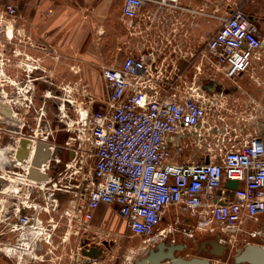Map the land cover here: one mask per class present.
<instances>
[{"label":"built area","instance_id":"2783aa9c","mask_svg":"<svg viewBox=\"0 0 264 264\" xmlns=\"http://www.w3.org/2000/svg\"><path fill=\"white\" fill-rule=\"evenodd\" d=\"M155 3L173 11L185 8L178 0H123L126 27L138 39L120 64L103 65L106 100L89 94L90 105L75 119L67 115L64 128L72 135L61 146L72 156L65 162L48 127H36L20 115L18 102L28 91L24 80L32 82L29 71L38 64L37 59L33 66L18 62L26 74L22 79L7 75L11 58L21 54L15 47L8 53L7 47L14 37L21 42L22 33L14 27L16 4L7 3L0 12V214L6 216L0 220L5 221V238H18L10 252L32 254L38 239L54 238L55 217L44 214L60 208L57 191L79 199L80 222L89 223L101 204L115 205L128 231L152 242L175 231L186 236L220 233L230 243L239 236H264L248 229L249 222L264 227V135L244 138L243 127L218 132L222 102L196 79L188 81L173 57H200L234 78L261 57L264 36L252 15L236 6L224 15L210 14L220 25L198 50H182L178 41L168 54L167 44L179 39L181 18L172 16L171 31L162 42L137 26L144 6ZM146 14L151 21L152 13ZM6 84L14 85L15 97L5 91ZM22 138L30 140L26 157L19 156ZM38 141L51 150L39 166L48 180L29 177ZM63 162L56 177L49 172ZM229 180L239 181L235 189L227 186ZM23 193L28 200L33 195L30 202ZM167 216L168 226H160Z\"/></svg>","mask_w":264,"mask_h":264},{"label":"crops","instance_id":"0c3cea01","mask_svg":"<svg viewBox=\"0 0 264 264\" xmlns=\"http://www.w3.org/2000/svg\"><path fill=\"white\" fill-rule=\"evenodd\" d=\"M178 2L185 8L173 11L162 3L146 4L142 14L136 19L137 26L142 30L147 29V34L158 36V40L160 38L159 41L162 42L163 37L171 31L172 16L176 15L183 20L182 25L178 27V41L182 50L196 51L201 46L200 41L208 39L214 32L211 31L212 27L220 25V21L210 14L224 15L236 6L245 8L247 0H178ZM15 3L19 15L14 27L22 33V41L16 39V51H21L17 59L23 66H33L37 59V70L29 71L35 89L37 86L36 93L39 92L41 96H47L49 92L66 95L68 83H83L84 88L76 89L79 95L82 92L85 95L90 93L95 99L103 100L100 98L106 91L104 96L106 100L108 90L103 65L120 64L132 42L138 39L130 35L126 27L122 13L123 0H15ZM255 6L256 18L261 21H258L261 27L257 25L264 36V0H255ZM192 10L204 12L193 13ZM146 13H152L151 21L147 18L149 14ZM260 51L261 57L254 61L252 68L234 78L227 77L207 60L200 58L197 61L198 57L193 60L179 54L174 58L185 73L182 63L193 65L195 77L202 74V69L204 72L210 71L211 79L202 85L220 99L222 112H228L231 108L237 110L239 107L248 106L247 98L250 93H255L256 97L261 96V91L256 93L251 81L255 78L256 83L264 82V47ZM8 71L6 70L7 75ZM25 76V72H22V77ZM56 78L61 84L56 82ZM245 80H250V84ZM51 81L54 84H51ZM5 91L10 93L7 86ZM217 131L223 132L224 127L219 126ZM257 135L261 136L264 133ZM58 154L61 155V152ZM116 209L115 205L101 204L94 211L93 219L89 223L70 222L68 236L54 237L49 242L38 239L32 254L10 252L8 248L13 242L18 241V238H0V264H81L79 256H82V249L92 246L103 248L104 252L103 256L92 259L93 262L126 264L123 261L125 252L116 248L125 249L127 244L131 243V235L122 233L125 221L121 220L118 224ZM170 219L171 217L167 216L161 226H168ZM112 231L119 233L120 238L105 236ZM103 234L104 237H100ZM173 238L175 237L171 239ZM160 239L162 238L159 237L156 242ZM147 243H149L147 247L153 244L150 240H147ZM206 257L211 258L210 255ZM137 258L131 262L129 260L127 264H136Z\"/></svg>","mask_w":264,"mask_h":264},{"label":"rangeland","instance_id":"374dc122","mask_svg":"<svg viewBox=\"0 0 264 264\" xmlns=\"http://www.w3.org/2000/svg\"><path fill=\"white\" fill-rule=\"evenodd\" d=\"M7 3L16 4L15 0H12V1L11 0H0V12L4 9V6ZM245 10L250 15H252V17L255 19L259 27H261V25L258 23L259 20H257L256 18L257 10L255 6V0H247V3H245ZM217 27L216 26L212 27L211 31L212 30L215 31ZM206 39L205 40L202 39L200 41V44L204 45ZM15 41H16V37L12 39V43H15ZM176 44H178V39L175 37L172 39L171 42L167 44L166 50L168 54L172 51V48L176 46ZM173 54L175 53L173 52ZM199 60H200V57H198L197 61ZM182 66L185 67V71L187 75L186 79L188 81L196 78L198 83L207 84V82L211 79L210 71L208 72L207 70H205L204 72V69H202V74L195 77L193 65L191 66L184 62V64L182 63ZM14 69L15 67L13 66L12 69L8 71L12 79H16ZM34 70H37V69H34ZM59 81L60 80L56 78V82L59 83ZM251 81L254 84L253 87H255L257 91L256 93H259L261 91L262 93L261 96L256 97L255 93H250L249 97L247 98L249 102L248 106L239 107L237 110L236 108H234L235 110L231 108L232 110L229 109L228 112H222V115H220V117L217 118V123L219 124L220 127L222 126L224 127V131L226 130V128L229 130H233L235 127L245 128L244 138H246L247 134L250 132H252L255 135L259 133L260 134L264 133V89L262 90V88H264V82L257 81L256 83L255 78H252ZM245 82L250 84V80H245ZM24 83L27 84L26 90L28 91L24 93L23 98H20V101L18 102L19 104L17 103L18 109L20 108L19 111L21 112L20 115L23 121L31 122L32 125L34 124L35 126L37 125V123L41 122L42 127L44 128L48 127L47 130L50 133L51 141L55 142L56 144H64V142L68 139V137L72 135L71 131L68 132L64 128L66 125V121L70 120L67 115L69 114L71 118L73 117V119H75L76 118L75 116L78 115L79 111H82L84 107H86L87 105H90L91 100L88 96L90 93H87L85 95L82 92V94L79 95L76 89L79 88L81 90V88H84V84L79 83L80 84L79 85V84H74V83L72 84L68 83V86H67L68 93L66 95L65 94L63 95V93L60 94L58 92L59 95L63 96V97L61 96V99H60V98L55 97V94H57V92H52V93L49 92L50 94L47 93L48 94L47 96H41L39 92L36 93L37 86L35 89L34 81L31 82V81L24 80ZM10 87L15 89L14 85L12 84L8 86V89L11 90ZM105 95H106V91L103 94V96H101L100 99L105 100L104 99ZM63 155H64L63 158L65 162L68 159V152L65 149H64ZM64 162L60 163V165L57 166L55 169L51 167L49 169V172L51 174H54L56 177L57 170L64 169L65 167ZM55 194H56V197H58L60 201V208L56 210H51L50 214L45 213L44 217L49 218L51 215L55 217L57 228H56V231H55L56 234L54 237L63 238L65 237V235L68 236L67 233L68 231H70V227H69L70 222L73 221L74 223H76L78 221H81V214L79 211V207L77 206L79 203V199L74 197L73 193L57 191ZM27 196H28L27 193H23L24 200H28L26 199ZM31 198H33V195L30 196L28 200L29 202L31 201ZM36 201L41 202L40 198H38ZM65 211H67L68 214H66ZM1 214H0V218L3 217L4 219L6 216L4 217V214L3 213ZM121 220H124V219L118 216V220H117L118 224L121 223ZM4 224H5V221L0 220V232L1 233L3 231ZM124 227L125 228L122 233L131 235L130 237L131 243L127 244V247L125 249H122L121 247H117L116 250L120 249L121 251L125 252L123 261L127 264L129 260L131 262L134 258L140 257L142 254H144L146 252L145 249L147 248V245L149 243H147L148 237L133 235L132 233L128 231L126 224ZM248 229L253 232L255 231L264 232V227L263 229H262V225L260 227V221L255 222V223L249 222ZM208 234L209 233H202V231H197L194 236H191V235L186 236V235H183V233H178V231H175V233L171 236V238L175 237L177 238V240L186 241L190 244L191 248L187 250L186 252H183V255H185L186 257H189V256L196 254L194 247L201 239L204 238V236ZM105 236H108V238H111L112 236L114 238H118V239L120 238L119 233H116V232L113 233V231L109 232V234ZM100 237H104V234ZM0 238H5V234L4 233L1 234ZM224 239L227 240L226 244L228 247L229 254L228 256H224V258L212 257L213 259L212 262L213 263L215 262V264H224V263L231 264L233 262V255L236 254L238 250H240V248H242L244 244H246L245 242L259 241L260 234H257L256 236L248 235V240H243V237L239 236L238 240L235 243L234 241L230 243L228 238H224ZM242 264H245V263H242Z\"/></svg>","mask_w":264,"mask_h":264},{"label":"water","instance_id":"95a60500","mask_svg":"<svg viewBox=\"0 0 264 264\" xmlns=\"http://www.w3.org/2000/svg\"><path fill=\"white\" fill-rule=\"evenodd\" d=\"M7 116H10V112L7 111ZM30 142L28 138H22L21 149L19 151L20 157L28 156L29 150L27 144ZM51 150L49 144L43 141H38L36 154L33 158V166L30 168L29 177L37 180H48L49 174L42 172L39 166L42 163L47 162L50 158ZM238 180H229L227 186L231 189H235L238 185ZM161 241V240H159ZM87 242V241H86ZM158 243V242H157ZM108 244V243H107ZM164 240L161 241L157 246L152 247L143 257L136 260V264H214L211 258L201 256L200 253L195 256L185 257L181 251L183 244L176 246L175 244L164 245ZM215 249L220 251H214L220 255L223 248L220 245H214ZM222 249V250H221ZM103 248L92 246L85 247L82 249V256H79L81 264H97L92 261L94 258L103 256ZM177 253V254H176ZM264 264V245L260 243H247L242 250H239L233 255V264Z\"/></svg>","mask_w":264,"mask_h":264},{"label":"flooded vegetation","instance_id":"af4514ba","mask_svg":"<svg viewBox=\"0 0 264 264\" xmlns=\"http://www.w3.org/2000/svg\"><path fill=\"white\" fill-rule=\"evenodd\" d=\"M16 46V43H13V44H11V46H8L7 47V50H8V53L9 52H12V50L14 49V47ZM10 47V48H9ZM18 56H13L12 58H11V63H10V65L9 66H7V68H6V70H11L12 69V67L14 66L15 67V69H14V71H15V76L17 77V78H21L22 79V71H21V69H19L18 68V66H17V63H18ZM51 84H54V82L53 81H51ZM8 87L9 85L8 84H6L5 85V87ZM11 88V90H10V94H12V96L13 97H15L17 94H16V90L14 89V88H12V87H10ZM3 91V89H1L0 88V92H2ZM59 96V94L57 93V94H55V97L56 98H60L61 99V97H58ZM39 111V110H38ZM38 125L39 126H41L42 124H41V122H39L38 123ZM50 125V124H49ZM42 127V126H41ZM50 127V126H49ZM51 130V129H50ZM59 146V150H58V152H61V156L62 157H64V149L62 148V146H61V144H58ZM261 223H260V227H261ZM2 233L0 232V235H1ZM162 239H160L161 241H163L164 240V242H165V244L164 245H166V244H168V245H171L172 243L173 244H175L176 246H178V245H180V244H183L184 246H183V249L181 250V251H176L177 253H183V252H186L187 250H189L190 248H191V246H190V244L188 243V242H186V241H182V240H177V238H173V239H171V236H170V234H168L165 238L164 237H161ZM264 238V236L262 235V234H260V240H262V242H263V239ZM173 240V241H172ZM161 241H159L158 243L157 242H153V244H152V246H148L145 250H146V252L144 253V254H142L139 258H141V257H143L147 252H149V250L152 248V247H155V246H157ZM220 245V247H222L223 248V250H222V253L220 254V255H218V254H216L214 251H220L219 249H215L214 248V245ZM125 247H126V245H125ZM194 249H195V253L196 254H198V253H200V254H202V255H210L211 256V260H213L212 259V257H222V258H224V256H228V247H227V244H226V242H224L223 240H222V237H221V234L220 233H215V234H208V235H206V236H204V238L203 239H201L197 244H196V246L194 247ZM138 259V258H137ZM136 259V260H137ZM136 260H135V263H136ZM225 264V263H224ZM246 264V263H245Z\"/></svg>","mask_w":264,"mask_h":264},{"label":"bare ground","instance_id":"6f19581e","mask_svg":"<svg viewBox=\"0 0 264 264\" xmlns=\"http://www.w3.org/2000/svg\"><path fill=\"white\" fill-rule=\"evenodd\" d=\"M43 109V108H42ZM9 112L11 113L12 112V110L11 109H9ZM5 113H7V111H5ZM161 226V225H160ZM260 243V244H262V245H264V241L262 242L261 240H259V241H250V242H246V244L247 243ZM246 244H244L243 246H242V248H240V250H242L243 248H244V246L246 245ZM239 251V250H238ZM177 254V253H176ZM199 254V253H198ZM198 254H195V255H198ZM182 255H183V253H182ZM195 255H193V256H195ZM201 256H206V255H202V254H200ZM189 257H191V256H189ZM188 258V257H187ZM138 259H139V257H138ZM231 264H233V262L231 263Z\"/></svg>","mask_w":264,"mask_h":264}]
</instances>
